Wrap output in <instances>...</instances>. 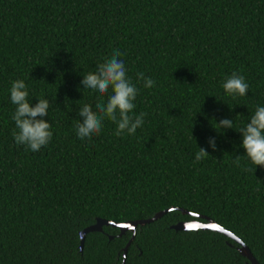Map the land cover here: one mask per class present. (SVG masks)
<instances>
[{
    "label": "trees",
    "instance_id": "1",
    "mask_svg": "<svg viewBox=\"0 0 264 264\" xmlns=\"http://www.w3.org/2000/svg\"><path fill=\"white\" fill-rule=\"evenodd\" d=\"M115 49L139 89L134 112L147 113L144 125L117 137L105 118L98 136L80 140L79 107L107 102L83 93V75ZM139 72L156 86L145 88ZM233 72L249 84L246 96L223 90ZM17 79L33 106L50 102L53 137L39 152L12 135ZM257 106L264 0H0V264H123L133 233L104 226L81 248V232L98 220L146 221L170 209L138 227L125 264H250L223 234L172 229L204 218L264 264V167L248 160L235 131ZM225 118L234 129L216 125ZM199 147L210 156L196 163Z\"/></svg>",
    "mask_w": 264,
    "mask_h": 264
},
{
    "label": "clouds",
    "instance_id": "2",
    "mask_svg": "<svg viewBox=\"0 0 264 264\" xmlns=\"http://www.w3.org/2000/svg\"><path fill=\"white\" fill-rule=\"evenodd\" d=\"M123 55L119 49H115L110 57L97 65L94 72L83 75L81 81L83 93L91 91L98 93L100 97L107 95V102L100 100L95 105V111L88 103L79 107V119L74 120V128L80 140L90 141L94 135L98 136L105 118L116 125L114 134L117 137L123 134L133 136L144 125L147 113L141 112L137 115L134 112L139 89L128 76L124 60L121 59ZM137 79L143 82L145 88L151 89L156 86V81L146 77L143 72L137 73ZM222 88L229 96L243 97L248 94L249 84L244 76L233 72L224 80ZM9 91L11 103L15 105L11 117L15 123L12 133L14 141L34 153L39 152L53 137L51 123L45 119L48 117L50 102L41 97L33 106L29 100L27 85L22 79L13 81ZM216 125L222 130L235 128L234 121L227 118ZM235 131L242 135V147L246 150L248 160L256 169L264 167V106H257L244 127ZM208 143L213 151L217 150L214 138H210ZM209 156L206 149L199 147L195 162L199 163ZM240 161L241 156H236L233 163L239 166Z\"/></svg>",
    "mask_w": 264,
    "mask_h": 264
},
{
    "label": "water",
    "instance_id": "3",
    "mask_svg": "<svg viewBox=\"0 0 264 264\" xmlns=\"http://www.w3.org/2000/svg\"><path fill=\"white\" fill-rule=\"evenodd\" d=\"M175 211V209H170L161 213H158L157 215H155L152 219L146 220V221H139V222H130V223H126V224H117L114 222H108V221H104V220H98L97 223L93 226H90L88 228H86L85 230H83L81 232V248H83L84 242H85V238L88 234L90 233H94V232H103V227L104 226H111L114 228H117L120 230L121 235L125 234L126 232L130 231L131 233H133V238L130 241V243L127 245L125 251H124V261L123 264H125L126 262V256H127V252H128V247L130 246V244L132 243V241L134 240V238L137 235V231H138V227L139 226H145L151 223L156 222L157 220L161 219L163 216H165L166 214ZM184 214H187V212L183 211ZM207 223H201L198 221H193V222H182L179 223L178 225H175L172 227L173 230L175 231H198V230H209V231H213V232H217L220 234H223L225 237L229 238L230 240L236 242L237 244L240 245V249L239 252L242 254L243 257H245L250 264H259L257 262V260L253 257L251 251L249 250V248L239 239L237 238L234 234H232L231 232L225 230L224 228H222L221 226H219L217 223H215L214 221L210 220V219H206Z\"/></svg>",
    "mask_w": 264,
    "mask_h": 264
}]
</instances>
